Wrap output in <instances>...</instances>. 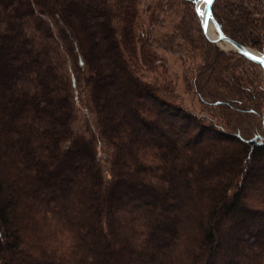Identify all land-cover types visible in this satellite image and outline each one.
I'll return each mask as SVG.
<instances>
[{"label":"trees","instance_id":"1","mask_svg":"<svg viewBox=\"0 0 264 264\" xmlns=\"http://www.w3.org/2000/svg\"><path fill=\"white\" fill-rule=\"evenodd\" d=\"M141 2L0 0V264H264V99L207 50L189 76L209 115L147 80L163 41ZM213 14L264 45V0Z\"/></svg>","mask_w":264,"mask_h":264},{"label":"rangeland","instance_id":"2","mask_svg":"<svg viewBox=\"0 0 264 264\" xmlns=\"http://www.w3.org/2000/svg\"><path fill=\"white\" fill-rule=\"evenodd\" d=\"M199 1L196 0L195 9L200 19H202V15H200L201 11L198 7ZM206 3L205 0L204 9H206ZM140 9L145 20L146 15L150 12L155 14L156 20L149 26L152 27L153 35L155 37H162L163 41H161V47H158L156 50L162 60L163 67L160 66L161 69L158 72H148L146 74L147 80L155 83L172 80V84L175 87L174 92L180 104L189 107L198 114L209 115L207 107L201 103V97L198 95L194 84H190V78L193 74L189 76V65L191 64L197 69L203 62L202 52L206 50L211 51L213 54L215 53L211 56V59L214 57L215 59L220 58L221 62L228 63L231 66V70L235 75L244 78V82L240 88L245 93L246 103L249 107L262 111L264 75L259 66L249 62L233 46H229L225 41L211 43L204 31L208 39V42H205L197 27L199 20L194 18L191 13L193 11V2L191 0H142ZM179 24H182L186 33H188L190 43L188 42L189 40L183 39L184 41L181 40L179 43L172 45L170 40H168L169 35L176 30ZM191 39L194 46L191 45ZM259 42V38H252L248 46L255 50L259 49L258 47L263 48L264 45L258 46ZM253 44L258 47L253 46ZM241 110L244 113L243 109ZM261 118L264 119V111L261 112V117L258 115L249 117L248 120L253 129L258 126ZM261 133L264 132L261 131Z\"/></svg>","mask_w":264,"mask_h":264},{"label":"water","instance_id":"3","mask_svg":"<svg viewBox=\"0 0 264 264\" xmlns=\"http://www.w3.org/2000/svg\"><path fill=\"white\" fill-rule=\"evenodd\" d=\"M213 3H206V9H205V19L201 16V22L203 25V29L207 33V27H206V22L212 19V21L216 25V30H217V37L216 38H211L209 35L208 37L213 40V41H225L226 43H229L231 46H233L237 51L243 53L245 56L249 57L250 59L256 60L260 62L262 65H264V53L257 51L247 45L241 44L237 42L236 40L232 39L231 37L227 36L218 21L215 19V16L213 14ZM201 15V14H200ZM257 53V54H256Z\"/></svg>","mask_w":264,"mask_h":264},{"label":"bare ground","instance_id":"4","mask_svg":"<svg viewBox=\"0 0 264 264\" xmlns=\"http://www.w3.org/2000/svg\"><path fill=\"white\" fill-rule=\"evenodd\" d=\"M204 6H205V0H200L199 3H198V7H199V9L201 11L202 17L205 19V9H204ZM206 27H207V33H208V35L211 38H216L217 35H218L217 34V30H216V25H215V23L211 19L206 22ZM228 45L231 46L229 43H228Z\"/></svg>","mask_w":264,"mask_h":264},{"label":"snow or ice","instance_id":"5","mask_svg":"<svg viewBox=\"0 0 264 264\" xmlns=\"http://www.w3.org/2000/svg\"><path fill=\"white\" fill-rule=\"evenodd\" d=\"M207 2H208V3H212V2H213V0H207Z\"/></svg>","mask_w":264,"mask_h":264}]
</instances>
